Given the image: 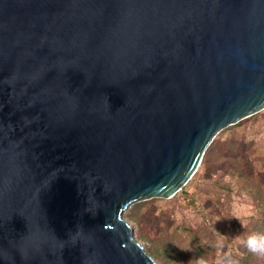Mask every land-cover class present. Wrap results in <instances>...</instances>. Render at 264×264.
Instances as JSON below:
<instances>
[{
  "label": "water",
  "instance_id": "95a60500",
  "mask_svg": "<svg viewBox=\"0 0 264 264\" xmlns=\"http://www.w3.org/2000/svg\"><path fill=\"white\" fill-rule=\"evenodd\" d=\"M264 108V0H0V264H159L125 217Z\"/></svg>",
  "mask_w": 264,
  "mask_h": 264
},
{
  "label": "rangeland",
  "instance_id": "374dc122",
  "mask_svg": "<svg viewBox=\"0 0 264 264\" xmlns=\"http://www.w3.org/2000/svg\"><path fill=\"white\" fill-rule=\"evenodd\" d=\"M124 214L159 264H177L173 252L182 264H264L245 243L264 234V108L222 129L174 196Z\"/></svg>",
  "mask_w": 264,
  "mask_h": 264
},
{
  "label": "clouds",
  "instance_id": "9594fccd",
  "mask_svg": "<svg viewBox=\"0 0 264 264\" xmlns=\"http://www.w3.org/2000/svg\"><path fill=\"white\" fill-rule=\"evenodd\" d=\"M246 247L252 253L264 256V234L262 233H252L247 237ZM182 249L185 248V245L177 244Z\"/></svg>",
  "mask_w": 264,
  "mask_h": 264
},
{
  "label": "trees",
  "instance_id": "16d2710c",
  "mask_svg": "<svg viewBox=\"0 0 264 264\" xmlns=\"http://www.w3.org/2000/svg\"><path fill=\"white\" fill-rule=\"evenodd\" d=\"M169 255H171L170 258L175 259L174 262H176L177 264H182V263L178 260L177 255H176L174 252H173V253H169ZM164 260H165V259H164ZM164 264H166V262H165Z\"/></svg>",
  "mask_w": 264,
  "mask_h": 264
}]
</instances>
